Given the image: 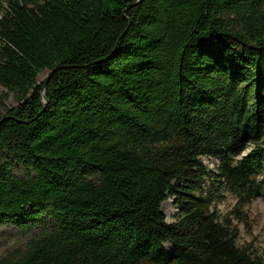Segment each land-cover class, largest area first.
<instances>
[{"label": "trees", "instance_id": "trees-1", "mask_svg": "<svg viewBox=\"0 0 264 264\" xmlns=\"http://www.w3.org/2000/svg\"><path fill=\"white\" fill-rule=\"evenodd\" d=\"M0 84V264H264V0H0Z\"/></svg>", "mask_w": 264, "mask_h": 264}, {"label": "rangeland", "instance_id": "rangeland-1", "mask_svg": "<svg viewBox=\"0 0 264 264\" xmlns=\"http://www.w3.org/2000/svg\"><path fill=\"white\" fill-rule=\"evenodd\" d=\"M47 70L42 69L36 74V80H40ZM5 91L3 85L0 84V94ZM4 95V94H3ZM14 103V99L11 92L7 91L4 95L3 105L10 106ZM2 111V109L0 110ZM201 160L204 163L207 173L212 175L216 171L217 159L211 155L201 156ZM210 180V177H206V183ZM234 196L228 191H223L222 196L213 202L218 214L223 216L234 205ZM160 208L164 213L166 221H173L177 217L178 210L172 204L169 196H166L160 202ZM241 214L231 217V221L237 227L236 243L238 245H248L251 250L260 254L264 258V196L257 195L252 198L247 204H244L240 208ZM24 241L16 229L8 223H0V253L5 249L21 245ZM168 242H163L164 246H168Z\"/></svg>", "mask_w": 264, "mask_h": 264}, {"label": "water", "instance_id": "water-1", "mask_svg": "<svg viewBox=\"0 0 264 264\" xmlns=\"http://www.w3.org/2000/svg\"><path fill=\"white\" fill-rule=\"evenodd\" d=\"M44 86V82H43V85H42V87ZM41 98H42V100H44V95H43V93L41 94Z\"/></svg>", "mask_w": 264, "mask_h": 264}]
</instances>
